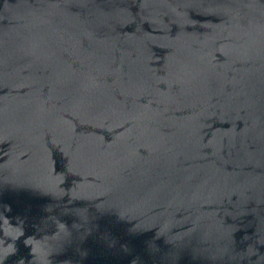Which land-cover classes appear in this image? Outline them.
<instances>
[{
  "label": "water",
  "instance_id": "obj_1",
  "mask_svg": "<svg viewBox=\"0 0 264 264\" xmlns=\"http://www.w3.org/2000/svg\"><path fill=\"white\" fill-rule=\"evenodd\" d=\"M0 264H264V0H0Z\"/></svg>",
  "mask_w": 264,
  "mask_h": 264
}]
</instances>
